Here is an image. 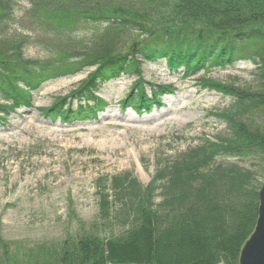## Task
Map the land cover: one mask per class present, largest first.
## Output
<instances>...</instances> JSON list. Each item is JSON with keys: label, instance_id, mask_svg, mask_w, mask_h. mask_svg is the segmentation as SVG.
<instances>
[{"label": "trees", "instance_id": "16d2710c", "mask_svg": "<svg viewBox=\"0 0 264 264\" xmlns=\"http://www.w3.org/2000/svg\"><path fill=\"white\" fill-rule=\"evenodd\" d=\"M16 5L0 0V122L12 108H31L45 84L84 71L78 88L43 116L65 124L95 120L105 109L101 88L124 77L135 80L123 107L148 111L166 92L153 87L149 96L142 66L162 60L185 76L242 61L256 69L249 86L207 84L230 99L215 115L228 128L222 136L160 161L146 187L130 172L109 180L101 219L122 232L70 234L54 246L19 251L13 262L239 264L264 178V0H31L25 20L50 56L28 60L15 55L28 38L9 33ZM13 246L0 234V264H11Z\"/></svg>", "mask_w": 264, "mask_h": 264}, {"label": "rangeland", "instance_id": "374dc122", "mask_svg": "<svg viewBox=\"0 0 264 264\" xmlns=\"http://www.w3.org/2000/svg\"><path fill=\"white\" fill-rule=\"evenodd\" d=\"M16 1L17 21L9 33L27 37L28 44L15 55L24 60L47 58L45 38L31 33L25 20L31 0ZM255 69L254 63L242 61L225 70L185 76L184 69L173 72L165 61L144 64L149 96L151 86L168 92L146 113L123 107L135 80L124 77L101 88L105 109L95 120L65 124L43 116V109L78 88L86 71L45 84L35 93L31 108H12L0 122V234L7 243H15L11 264H26L13 262L19 251L54 246L70 234L93 230L106 237L122 232L121 226L107 228L101 219L106 215L101 204L109 180L130 172L146 187L160 161L174 158L193 143L222 136L228 128L215 115L228 108L230 99L207 84L249 86ZM243 166L258 170L251 162ZM260 182L262 186L264 178ZM31 261L37 259L28 264Z\"/></svg>", "mask_w": 264, "mask_h": 264}, {"label": "water", "instance_id": "95a60500", "mask_svg": "<svg viewBox=\"0 0 264 264\" xmlns=\"http://www.w3.org/2000/svg\"><path fill=\"white\" fill-rule=\"evenodd\" d=\"M259 201L257 224L241 250L239 264H264V184L259 191Z\"/></svg>", "mask_w": 264, "mask_h": 264}]
</instances>
